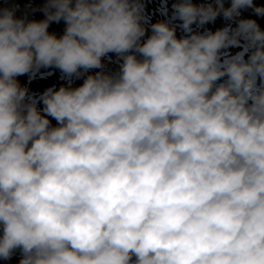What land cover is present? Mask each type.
Wrapping results in <instances>:
<instances>
[{
	"label": "clouds",
	"instance_id": "1",
	"mask_svg": "<svg viewBox=\"0 0 264 264\" xmlns=\"http://www.w3.org/2000/svg\"><path fill=\"white\" fill-rule=\"evenodd\" d=\"M18 9L0 3V262L264 264V0Z\"/></svg>",
	"mask_w": 264,
	"mask_h": 264
},
{
	"label": "trees",
	"instance_id": "2",
	"mask_svg": "<svg viewBox=\"0 0 264 264\" xmlns=\"http://www.w3.org/2000/svg\"><path fill=\"white\" fill-rule=\"evenodd\" d=\"M3 0H0V3H2ZM15 4H19V9L16 12V15L18 16H24L27 15L29 19H42L43 13L39 11L38 9L42 7L44 0H13ZM9 6H12L9 4ZM33 9H36V11H33ZM63 21L60 23H53L50 25V31L56 32L58 35V31L63 26ZM60 73L59 71H55V73L45 79L37 78L36 80L32 81L31 83L28 82L27 76H21L18 79L20 80L21 84H24L29 87L30 91L34 92H42L46 87H49L51 85H55L57 88L64 83V81H61L59 79ZM75 83L77 85L81 84L80 80H75ZM53 123H55L53 121ZM15 257L12 258L11 261H13ZM10 262V261H9Z\"/></svg>",
	"mask_w": 264,
	"mask_h": 264
},
{
	"label": "rangeland",
	"instance_id": "3",
	"mask_svg": "<svg viewBox=\"0 0 264 264\" xmlns=\"http://www.w3.org/2000/svg\"><path fill=\"white\" fill-rule=\"evenodd\" d=\"M193 2L200 3V2H202V0H193ZM243 15L244 16H250V15H252V13L250 11H246V12L243 13ZM155 18H158V17H154V19ZM222 23H223V21L221 19H218L216 21V24L215 25H208V27L214 29L215 27L221 26ZM261 24H262V26H264V20H261ZM64 27H65V25L63 23L62 28H60L59 31H58V35H61L63 33ZM178 34H180V33L178 32ZM113 60H115L114 57H113ZM106 68L108 70L115 71L117 69V64L115 62H113V63H106ZM81 83H82V79H81ZM73 86H78V85L75 82H73ZM13 257H15V259L13 261H10V262L9 261H7V262H0V264H17V261H18V259L20 257L19 252H17Z\"/></svg>",
	"mask_w": 264,
	"mask_h": 264
}]
</instances>
